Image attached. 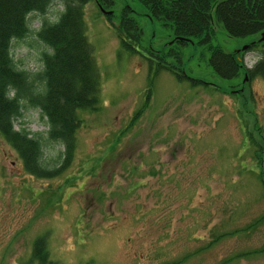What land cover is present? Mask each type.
<instances>
[{
    "label": "rangeland",
    "instance_id": "rangeland-1",
    "mask_svg": "<svg viewBox=\"0 0 264 264\" xmlns=\"http://www.w3.org/2000/svg\"><path fill=\"white\" fill-rule=\"evenodd\" d=\"M95 1L83 20L98 103L79 111L70 166L37 178L0 134V264H31L42 236L53 264H264V80L244 69L223 79L208 62L217 46L251 68L258 53L242 49L259 35L216 25L209 43L182 47L138 0L101 5L112 15ZM62 9L30 17L12 45L20 68H42L50 49L36 32ZM124 13L141 32L137 53L114 29ZM14 128L40 135L48 166L60 164L39 109L26 105Z\"/></svg>",
    "mask_w": 264,
    "mask_h": 264
},
{
    "label": "trees",
    "instance_id": "trees-1",
    "mask_svg": "<svg viewBox=\"0 0 264 264\" xmlns=\"http://www.w3.org/2000/svg\"><path fill=\"white\" fill-rule=\"evenodd\" d=\"M60 1L63 9L56 20L43 22L36 32V37L50 49V53H42V68L31 73L20 68L14 60L13 42L22 40L31 32L32 15L46 14L59 0H0V134L17 152L24 169L41 179L56 177L70 166L75 134L81 125L79 111L97 106L100 87L83 20V8L90 0ZM138 1L152 18L172 29L177 44L182 47L194 40L199 44L209 43L216 25H221L231 38L259 35L247 47L258 53L251 68H245L236 53H226L217 46L208 47V62L213 72L223 79H235L244 69L248 77L264 80V40L258 41L264 32V0ZM95 2L101 8V5H112L110 0ZM124 12L132 11L126 8ZM114 29L122 47L137 53L141 32L134 21L127 20L124 13L120 25ZM26 105L39 109L46 118V140L63 146L58 166L49 167L44 160L45 140L40 135L25 128H14ZM31 264H53L45 236L34 241Z\"/></svg>",
    "mask_w": 264,
    "mask_h": 264
},
{
    "label": "water",
    "instance_id": "water-1",
    "mask_svg": "<svg viewBox=\"0 0 264 264\" xmlns=\"http://www.w3.org/2000/svg\"><path fill=\"white\" fill-rule=\"evenodd\" d=\"M98 7L100 8L101 12H102L104 15H110L111 12H108V11L103 10L100 6H98ZM263 40H264V32H262V33L260 34V38H259L258 41H259V42H262ZM247 47H248V45L245 46L242 50L247 49Z\"/></svg>",
    "mask_w": 264,
    "mask_h": 264
},
{
    "label": "clouds",
    "instance_id": "clouds-1",
    "mask_svg": "<svg viewBox=\"0 0 264 264\" xmlns=\"http://www.w3.org/2000/svg\"><path fill=\"white\" fill-rule=\"evenodd\" d=\"M54 54V53H53Z\"/></svg>",
    "mask_w": 264,
    "mask_h": 264
}]
</instances>
